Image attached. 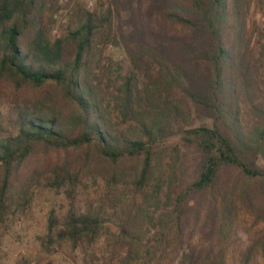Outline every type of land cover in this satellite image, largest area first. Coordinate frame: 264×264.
Here are the masks:
<instances>
[{
  "label": "trees",
  "instance_id": "obj_1",
  "mask_svg": "<svg viewBox=\"0 0 264 264\" xmlns=\"http://www.w3.org/2000/svg\"><path fill=\"white\" fill-rule=\"evenodd\" d=\"M255 1L113 0L54 35L57 0H0V88L27 95L0 109V218L44 184L65 200L48 212L49 252L89 254L115 216L119 264H264ZM110 40L127 56L118 79L97 56Z\"/></svg>",
  "mask_w": 264,
  "mask_h": 264
},
{
  "label": "rangeland",
  "instance_id": "obj_2",
  "mask_svg": "<svg viewBox=\"0 0 264 264\" xmlns=\"http://www.w3.org/2000/svg\"><path fill=\"white\" fill-rule=\"evenodd\" d=\"M113 5V0H57L55 7L53 6L47 12L46 21L52 18V34L61 35L66 32L68 27L78 25L80 18L88 11L97 10L99 14H105ZM251 21L255 23L259 21L260 23V26H256L257 28L252 27L255 28L253 48L259 67L258 75H255V77L259 87L264 90V7L261 6L258 0L253 3ZM99 51L102 53L98 52V58L102 57L108 60L107 57H109L111 59L112 67L109 69L111 77L118 79L120 72L125 73L127 56L121 44H115L110 40L108 47L99 49ZM118 63L123 65L122 69L118 67ZM25 92L24 90L17 92L13 87L3 84L0 88V109L2 113H7L11 105L23 104L24 96H27ZM190 155L189 153L187 157L182 156L183 161L186 162L184 168L187 173H192L195 169V161L190 158ZM172 158L175 159V156H170L169 159ZM64 203L63 193L51 190L44 184L32 188L29 193V200H26V198L12 199L10 206L5 209V213L0 218V264H84L86 259L91 260V253L96 254L98 260L95 261L98 263L119 264L118 257L110 261L112 256L111 244H113L114 236L118 231L115 216H111L105 222L106 228L103 230L104 233L101 234V243L95 246L94 249L91 248L89 254L81 251L77 252L71 243L67 242L55 245V250L51 252L42 247L41 238L47 233L48 212L53 205L61 208ZM151 207L153 209L154 206ZM112 213H115V211H112ZM241 218L245 221L246 218L252 220L254 217L248 215ZM145 224H148L147 226L154 231L155 227L153 225L148 222ZM149 236L150 234H148ZM148 237L143 240L142 258L144 259L148 256L147 250L150 249ZM235 243L233 248L235 252L233 253L239 255L244 245L240 239L235 240ZM134 264H143V261L138 259ZM149 264L171 263L168 259H165L162 262L154 260ZM175 264L180 263L176 261Z\"/></svg>",
  "mask_w": 264,
  "mask_h": 264
}]
</instances>
